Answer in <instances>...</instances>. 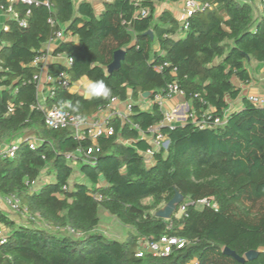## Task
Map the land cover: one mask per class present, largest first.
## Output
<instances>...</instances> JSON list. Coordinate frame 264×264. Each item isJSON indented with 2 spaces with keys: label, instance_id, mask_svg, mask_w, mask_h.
Segmentation results:
<instances>
[{
  "label": "trees",
  "instance_id": "obj_1",
  "mask_svg": "<svg viewBox=\"0 0 264 264\" xmlns=\"http://www.w3.org/2000/svg\"><path fill=\"white\" fill-rule=\"evenodd\" d=\"M32 1L12 4L15 17L0 31V146L37 141L34 149L24 141L13 158L0 157V197L20 204V213L0 209L6 238L0 264H264V106L241 97L234 85L250 81L248 63L264 65V17L256 16L255 0H197L209 7L185 26L168 10L157 13L160 3L180 0H113L98 16L87 1ZM9 7L0 0L6 14ZM59 30L65 40L52 54L73 63L51 64L48 74L64 72L71 85L102 79L111 95L86 98L56 82L48 108L86 119L112 98L132 102L125 120L111 119L112 135L98 137L95 146L86 133L46 128L36 108L33 77L41 69L32 62L47 54L43 46ZM118 50L125 52L120 69L108 74ZM169 84L184 93L191 117L161 128L168 147L148 165L142 136H150L162 114L137 102L146 92L164 94ZM237 100L240 108L231 110ZM215 118L223 123L213 125ZM73 163L80 164L82 181L71 182ZM44 176L52 179L42 183ZM176 191L183 200L171 219L156 218ZM203 199L216 209L195 205ZM181 206L185 211L176 216ZM100 209L130 229L122 241L97 231ZM164 236L186 244L165 257L137 256L139 242ZM225 248L239 257L258 255L239 263Z\"/></svg>",
  "mask_w": 264,
  "mask_h": 264
},
{
  "label": "built area",
  "instance_id": "obj_2",
  "mask_svg": "<svg viewBox=\"0 0 264 264\" xmlns=\"http://www.w3.org/2000/svg\"><path fill=\"white\" fill-rule=\"evenodd\" d=\"M10 2V7L8 8V14L10 15V18L15 17L14 10L12 8V4L16 2H21L23 4H32V0H8ZM258 10L260 12V17H264V0H258ZM208 5H203L199 3L197 0H184L183 2V13L181 16L180 24L182 26H185V21L189 17L193 16L196 12L204 11L207 9ZM2 10V8H0ZM142 16H146L147 12L142 10L141 11ZM52 24L51 20L48 21ZM21 26H25V21L20 22ZM4 31L7 30V27L5 26L3 28ZM65 40V36L62 30L56 31L53 38L46 43L47 47H50L52 43L61 42ZM48 53V50H45ZM49 55H41L36 57L32 65L38 66L40 65V73L37 75H34L33 82L36 84L37 88V105L36 108L39 109L43 113L44 117V124L46 128L52 129V130H60L65 128H72L75 133V137H80L81 133H86V135L90 138L92 141L93 146L96 145V140L98 137L102 135H112L113 131L112 128L109 127V121L115 117H118V115H115L114 112L109 113L106 117L102 119L93 120L92 122H87L86 119L81 118L80 116H74L63 110L62 108H58L55 106H52L48 108L46 106V98L51 97L53 95V85L57 82L61 87L63 88H70L71 83L67 77V75L64 72L58 73L56 77H53L48 74V72H45L44 69L47 66V59ZM69 58L66 59V66L70 67L71 64L68 62ZM156 71H161V67L156 68ZM45 90L46 96L43 100L39 99V94ZM179 99L183 101V105H176L173 107H168V104L174 100ZM247 99L257 106H264V96H248ZM120 102L117 98H112L108 104V106L105 109L102 110H108L114 106L116 103ZM125 108H126V114L120 115L119 118H122L124 121L126 116L130 113L132 102L131 101H125ZM153 105L157 106L162 114V119L159 124L155 125L154 127H151L149 129V134L146 138L147 143L149 147L142 153L143 157L145 158L147 164L149 165L151 163V159L153 155L160 151L161 149H166L168 147L169 141L168 139L163 135L161 132L162 127H174L175 125L179 123H183L187 120L188 117H191V115H188L189 113V107L187 102L184 98V93L177 87L175 84H169L166 92L164 94H155L150 100L149 103L146 105V107L149 109ZM185 107L186 115L183 120L177 119V115L179 113V110ZM9 112L12 111V106H9L8 108ZM101 111V110H100ZM77 117L79 119H77ZM223 121L220 118H215L213 120V125L217 126L222 124ZM200 127L203 128L204 125L201 123ZM137 128V127H136ZM27 141L30 149H34L37 141L34 137H29L28 139H21L18 141H15L9 145L6 146H0V157H8L13 158L17 152L18 144L20 142ZM92 153V148L88 149L86 154L89 155ZM70 157L67 156V159ZM4 205L12 212L20 213V204L19 200L16 197H8V198H1ZM197 207L202 206H209L213 209H216L215 203L212 201V199H203L201 201H198L195 204ZM185 211V206H181L178 214L176 216H180ZM30 220H33L32 218ZM69 231H71L69 229ZM5 231L0 228V243L5 242ZM186 242L181 239H177L174 237H167L164 236L160 238L158 241H141L139 242L140 250L137 253L138 257H141L144 252H149L155 257H165L171 253V250L173 247H176L177 249H181L184 247ZM191 264H196L195 261L191 262Z\"/></svg>",
  "mask_w": 264,
  "mask_h": 264
},
{
  "label": "crops",
  "instance_id": "obj_3",
  "mask_svg": "<svg viewBox=\"0 0 264 264\" xmlns=\"http://www.w3.org/2000/svg\"><path fill=\"white\" fill-rule=\"evenodd\" d=\"M81 1H87L89 2L92 7L94 8L95 14L98 16L101 12H103L104 10V6L105 3H110L113 0H77V2H81ZM183 2L184 0H180L179 3L177 2H172V1H168L165 3H160L158 8H157V13L159 14L160 12H162L163 10H168L170 11L173 16L175 17V19L180 23L181 20V16L183 13ZM258 0H255L254 2V9H255V13L257 17H260V12L258 10ZM9 14H6L3 10L0 9V31L5 27V23L6 21L10 18ZM181 36V35H178ZM71 39V38H69ZM57 43H52L50 45V47H47V44H44L43 48L45 50H48V59H47V66L44 69L45 72H48V68L51 64L54 63H59L63 66H66V59L67 57L65 55H56L54 56L53 50L56 47ZM2 47V44L0 43V49ZM247 70L249 72V77H250V81L247 84H242L237 80H234V85L238 88H240L241 90V97H248V96H264V65L262 63H257V62H250L247 64ZM85 78H82L80 81L74 83L71 85L70 87V92L71 93H78L80 95H83L84 97L87 98V96L84 94L83 91V86H82V81ZM46 96V92L45 90H43L40 94H39V99L43 100ZM127 101H131V99L129 98ZM125 103L126 102H118L116 103L114 106H112L108 111V110H99L96 113H94L92 116L86 118L87 122H92L93 120H97V119H102L104 117H106L109 113L114 112L115 115H118V117L120 115H124L126 114V108H125ZM149 103V100H144L141 98L140 101L137 102V104L140 105L141 110H148V108L146 107V105ZM176 105H183V101L179 100V99H174L172 100L169 104L168 107H173ZM241 103L240 100L235 101L233 104L230 105L231 110H235L240 108ZM122 120V118H120ZM123 121V120H122ZM144 139H146L147 137L144 135L142 136ZM0 201H2L0 199ZM0 209L2 211H8V208L2 204V202L0 203ZM14 219L16 221H19V218L17 215H13Z\"/></svg>",
  "mask_w": 264,
  "mask_h": 264
},
{
  "label": "water",
  "instance_id": "obj_4",
  "mask_svg": "<svg viewBox=\"0 0 264 264\" xmlns=\"http://www.w3.org/2000/svg\"><path fill=\"white\" fill-rule=\"evenodd\" d=\"M147 34L150 37H152L151 31H148ZM124 54H125V52L123 50H118L113 54V60L107 69L108 74H112L113 72H116L120 69V63L124 58ZM152 95H153V93L146 92V93L142 94L141 98L144 100H147V99L151 98ZM182 200H183L182 195L176 191L173 198L170 201H168L161 209H159L155 212V214H154L155 217L159 218V219L170 220L172 215L176 211L177 206L182 202ZM223 253L227 256L232 257L233 259H235L239 263H243L245 261H252L258 255L257 251H248L244 255V257H239L233 251H230L228 248H225L223 250Z\"/></svg>",
  "mask_w": 264,
  "mask_h": 264
},
{
  "label": "rangeland",
  "instance_id": "obj_5",
  "mask_svg": "<svg viewBox=\"0 0 264 264\" xmlns=\"http://www.w3.org/2000/svg\"><path fill=\"white\" fill-rule=\"evenodd\" d=\"M186 115V110L185 107H182L179 110V113L177 115V119L183 120ZM18 141V140H16ZM75 170V175L73 178H71V182L73 180L75 181H82L81 175L78 174V169L80 167V164L73 163L72 164ZM52 177L44 176L42 183H45L49 180H51ZM38 184V183H37ZM35 184V187L38 185ZM2 201H0L1 203ZM4 205V203L2 202ZM130 229L127 227L121 225L119 222H117L112 216L108 215L103 209L99 210V224L97 227V231L103 234L104 236L111 238V239H116L122 241L126 236L127 233L129 232Z\"/></svg>",
  "mask_w": 264,
  "mask_h": 264
},
{
  "label": "clouds",
  "instance_id": "obj_6",
  "mask_svg": "<svg viewBox=\"0 0 264 264\" xmlns=\"http://www.w3.org/2000/svg\"><path fill=\"white\" fill-rule=\"evenodd\" d=\"M68 62L69 64H72L73 60L69 58ZM81 83L83 86L84 94L88 98H107L111 95V89L102 79L91 80L85 78ZM77 119L79 118L77 117ZM125 170H126V165L121 166V168L118 169V171L120 172H124Z\"/></svg>",
  "mask_w": 264,
  "mask_h": 264
}]
</instances>
